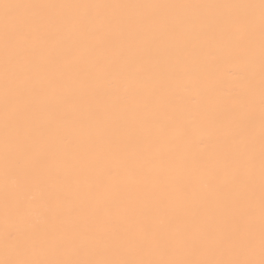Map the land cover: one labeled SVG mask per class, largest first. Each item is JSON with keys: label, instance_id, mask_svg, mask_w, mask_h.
<instances>
[{"label": "snow or ice", "instance_id": "1", "mask_svg": "<svg viewBox=\"0 0 264 264\" xmlns=\"http://www.w3.org/2000/svg\"><path fill=\"white\" fill-rule=\"evenodd\" d=\"M214 33L259 80L202 170L167 134L175 106L140 110L124 85L141 60L190 70V40ZM0 176L6 220L27 222L0 264H264V0H0Z\"/></svg>", "mask_w": 264, "mask_h": 264}, {"label": "bare ground", "instance_id": "2", "mask_svg": "<svg viewBox=\"0 0 264 264\" xmlns=\"http://www.w3.org/2000/svg\"><path fill=\"white\" fill-rule=\"evenodd\" d=\"M59 3H237L247 0H44ZM246 45L236 34L214 33L192 39L189 47L191 69L183 73L172 72L163 79L158 78V68L154 62H137L138 75L124 85L137 89V95L130 104L143 110L145 105L154 102L174 105V123L167 128L168 136L175 138L178 150L187 156L189 167L210 169L222 151L223 127L232 113L246 96L250 83L259 80L258 60L249 63L243 55L236 54ZM199 93L197 101L190 97ZM2 182V176H0ZM198 187L203 190L201 183ZM68 203L75 206V199L69 195ZM41 217L34 214L31 223L40 222ZM27 222L21 217L6 220L0 205V250L6 233H23Z\"/></svg>", "mask_w": 264, "mask_h": 264}]
</instances>
